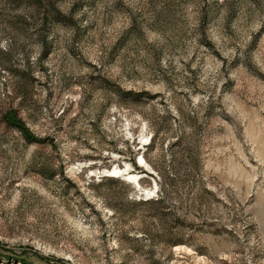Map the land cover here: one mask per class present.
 Returning a JSON list of instances; mask_svg holds the SVG:
<instances>
[{"label": "rangeland", "instance_id": "rangeland-1", "mask_svg": "<svg viewBox=\"0 0 264 264\" xmlns=\"http://www.w3.org/2000/svg\"><path fill=\"white\" fill-rule=\"evenodd\" d=\"M0 264H264V0H0Z\"/></svg>", "mask_w": 264, "mask_h": 264}, {"label": "trees", "instance_id": "trees-1", "mask_svg": "<svg viewBox=\"0 0 264 264\" xmlns=\"http://www.w3.org/2000/svg\"><path fill=\"white\" fill-rule=\"evenodd\" d=\"M4 123L10 127L17 130L20 135L23 137V139L28 144H44L47 143L48 140H38L35 138L33 134L29 132L25 128V125L23 124L22 120H20L17 115L13 112L7 113L3 118ZM157 131H154L153 137L150 140V143L148 144V148L146 149V152L143 154L144 161L149 165L151 170L156 174L157 177V186H158V198L156 200H135L126 194H120L119 192H113L112 195L115 199L120 200L123 202L122 206L114 205L112 203L106 202L107 207L114 213H120L124 215H136L138 213L142 212H150L151 217H159V214L166 215V213L169 212V209L165 207L164 205V197H165V187L170 186L173 182V178H171V169L169 170L164 166L166 163L162 157L156 160L155 163H153L149 157H148V151L151 152L154 147L156 146L157 142ZM51 143L53 141L51 140ZM54 144V143H53ZM132 165L135 166V163H132ZM147 176L152 177L154 174L151 173H145ZM108 188L110 191L113 188H129V185L126 184L125 181H122L120 178H111V177H104L101 179V181L96 185V189L100 188Z\"/></svg>", "mask_w": 264, "mask_h": 264}, {"label": "water", "instance_id": "water-1", "mask_svg": "<svg viewBox=\"0 0 264 264\" xmlns=\"http://www.w3.org/2000/svg\"><path fill=\"white\" fill-rule=\"evenodd\" d=\"M110 173H106L105 175H104V177H110V176H108ZM122 180L123 181H128L126 178H122ZM155 189H157V186L156 185H154V190Z\"/></svg>", "mask_w": 264, "mask_h": 264}, {"label": "bare ground", "instance_id": "bare-ground-1", "mask_svg": "<svg viewBox=\"0 0 264 264\" xmlns=\"http://www.w3.org/2000/svg\"><path fill=\"white\" fill-rule=\"evenodd\" d=\"M140 160H141V159H140ZM144 165H145V163H144ZM109 173H110L109 176L112 177V178H117V177H119V176H115V177H114V176L112 175V172H109ZM129 177H131V176H128L127 178H129Z\"/></svg>", "mask_w": 264, "mask_h": 264}]
</instances>
